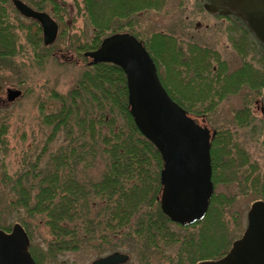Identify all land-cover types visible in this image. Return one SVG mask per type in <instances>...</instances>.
Here are the masks:
<instances>
[{"label":"rangeland","instance_id":"1","mask_svg":"<svg viewBox=\"0 0 264 264\" xmlns=\"http://www.w3.org/2000/svg\"><path fill=\"white\" fill-rule=\"evenodd\" d=\"M57 1L61 6L58 13L61 22L59 37L52 44L53 48L47 49L44 44L25 43L22 52L11 59L13 71H1L4 81L21 87L25 90V95L16 100L10 109L0 112V131L4 130L3 135L0 132V226L13 225L18 217L26 216L25 212L9 206L12 198L9 179L22 174L36 160H39L38 167L46 168L48 158L63 142L64 133L60 131L49 139L52 129L42 117L57 111L60 104L58 99L67 95L75 86L89 60L77 48L90 42L94 35L97 26L93 21L96 20L92 16L93 11L90 13L86 9L83 0ZM150 3L156 5L140 8L127 16H115L114 19L124 25L119 31H131V28L141 39L150 43L154 38L152 45L160 62V77L164 85L194 112H190L191 116L199 122L203 121L210 129L223 130L227 127L232 133L231 143L220 144L221 156L217 160L219 167L222 166L216 193L223 195L218 207L222 210L223 219L218 214H213L214 218L207 226V231L218 242L223 229L216 224L222 220L229 229V237L233 242L243 235L247 227L248 211L252 203L257 199L264 200L255 184V180L259 178L257 176L264 174V120L259 108L264 85L259 92L252 82L255 79V69L262 65L259 48L255 44L257 54L256 51H248L245 44L238 50L228 29L230 20L216 17L217 15L207 11L203 8L205 4L202 0H162L160 4L159 1L150 0ZM140 4L142 0H102L101 5H98L100 13L97 14L104 20L113 22V18L109 16L111 13L122 14L120 11L129 8L135 10ZM61 31L65 33L63 36ZM107 32L110 34L109 30ZM155 33L165 35L161 38L153 37ZM198 48H203L206 52L198 51ZM189 55L195 60L203 59V62L191 60ZM244 62L247 63L245 71L248 74L240 78L234 75L231 80L227 79V74H234ZM204 63L206 66L210 63L207 71V67L203 69ZM194 68L195 71H192ZM210 70L212 72L209 75ZM215 76L220 79L218 85L215 84ZM214 86L217 91H212ZM256 101L259 103H255ZM246 110H250L251 116L262 125L259 139L252 137L253 130L239 123ZM238 166H242V169ZM104 168V163L97 162L88 171L97 179ZM28 220L30 226L27 232L31 238V246L41 264H89L110 253L98 254L88 247L60 255H49L51 235L45 221L41 216ZM172 229L183 232L175 224ZM177 246L169 253L174 254ZM115 251L131 255L126 264H145L128 244ZM152 257L156 262L169 263L164 256L153 254Z\"/></svg>","mask_w":264,"mask_h":264},{"label":"trees","instance_id":"2","mask_svg":"<svg viewBox=\"0 0 264 264\" xmlns=\"http://www.w3.org/2000/svg\"><path fill=\"white\" fill-rule=\"evenodd\" d=\"M83 1L86 9L90 13L93 11L97 28L91 41L77 48L81 55L86 50L97 48L102 38L109 33L107 30L113 33L124 26L114 19L115 16H127L140 8L156 5L151 4L150 0H142L141 6L138 5L135 10L129 8L120 11L122 14L111 13L109 16L113 22H108L97 14L100 13L98 5H101L102 0ZM156 1L160 4L162 0ZM228 29L238 50L245 44L248 51H256L254 39L236 22L229 24ZM130 30L141 38L133 29ZM62 33L61 36L65 34ZM161 34L155 33L153 37L165 35ZM153 39L152 43L143 40L159 67ZM50 48L53 47H47ZM198 51L205 50L198 48ZM201 60L198 58L195 61L202 63ZM260 61L262 65L255 69V79L252 81L259 92L264 85V57L261 56ZM205 63L203 69L207 67V71L210 63L207 66ZM246 65L244 62L234 74H227V79L248 74ZM215 80L218 85L220 79L215 76ZM213 90L217 91V87L214 86ZM168 91L176 97L170 89ZM58 101L57 111L45 114L42 120L52 129L49 139L62 131L63 142L48 158L46 168L38 167L39 160H36L18 177L8 180L12 193L9 206L26 213V216L18 217L17 222L29 230L28 219L41 216L50 230L49 255L88 247L103 254L128 244L145 264H163L156 262L153 254L166 257L168 264H197L201 260L221 257L228 251L233 239L229 237L225 222L219 220L216 224L223 229L218 242L207 231L213 214L223 219L222 210L218 208L222 203L219 201L223 197L221 193L214 195L205 218L191 225L174 223L163 212L159 200L163 158L155 144L140 132L134 122L128 104L126 75L119 65L109 62L87 64L75 86ZM183 106L194 113L185 104ZM243 116L239 123L253 130L252 137L259 139L262 125L251 116L249 110ZM0 132L4 134V130ZM231 134L224 127L223 130L218 129L212 140L213 178L216 184L222 168L217 164L221 156L220 144L231 143ZM97 162L104 163L105 168L96 179L88 170L96 166ZM257 177L255 184L264 196V174ZM173 224L183 232L172 229ZM0 227L10 229V225L2 224ZM176 245L174 254L169 253ZM30 250L37 263L41 264L33 246H30Z\"/></svg>","mask_w":264,"mask_h":264},{"label":"water","instance_id":"3","mask_svg":"<svg viewBox=\"0 0 264 264\" xmlns=\"http://www.w3.org/2000/svg\"><path fill=\"white\" fill-rule=\"evenodd\" d=\"M17 4L24 13L42 21L46 42H53L57 25L51 16L18 1ZM257 11L263 14L261 20L250 15L248 25L264 44V6L257 7ZM84 55L90 58L89 65L111 62L124 70L133 119L140 132L161 152L164 161L160 196L163 212L182 225L202 220L214 192L210 148L216 131L211 133L171 97L149 51L133 34L113 33ZM11 93L17 96L21 90L11 89ZM29 244L28 233L20 223H15L10 232L0 229V264H36ZM129 259L128 253L114 251L89 264H123ZM198 264H264V201L257 200L251 205L247 228L226 255Z\"/></svg>","mask_w":264,"mask_h":264},{"label":"flooded vegetation","instance_id":"4","mask_svg":"<svg viewBox=\"0 0 264 264\" xmlns=\"http://www.w3.org/2000/svg\"><path fill=\"white\" fill-rule=\"evenodd\" d=\"M17 1L35 11L45 12L53 18L57 25V36L55 41L51 44H54L58 40L60 31L61 20L58 17V13H60L59 10L61 6L57 0H0V112L10 109L16 100H19L25 95V90L21 87L16 86L14 83L4 81L1 77V71H3V69L9 72L11 70L13 71V62L11 59L22 52V49H24L23 44H44V46L48 44L44 35V25L42 21L24 13L19 8ZM208 1L211 2L212 7H218L219 11H223L229 18L236 20L238 25L246 32H248L249 29L246 22L244 23L242 20L249 21V16L253 15L260 21L263 16V14H260V11H257V7L264 6V0ZM215 13L217 14V12ZM215 13L213 14L215 15ZM16 88L21 90V94L17 96L11 93V89ZM261 101L262 104L259 108L264 120V94Z\"/></svg>","mask_w":264,"mask_h":264}]
</instances>
